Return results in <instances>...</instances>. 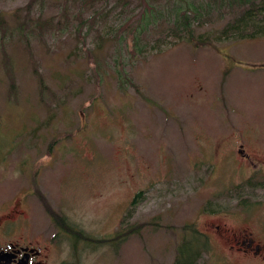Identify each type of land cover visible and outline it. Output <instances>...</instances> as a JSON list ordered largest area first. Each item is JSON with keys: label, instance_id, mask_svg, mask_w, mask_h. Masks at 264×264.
<instances>
[{"label": "rangeland", "instance_id": "374dc122", "mask_svg": "<svg viewBox=\"0 0 264 264\" xmlns=\"http://www.w3.org/2000/svg\"><path fill=\"white\" fill-rule=\"evenodd\" d=\"M29 1L0 0L1 242L38 249L40 264H172L191 224L210 243L197 264H264V187H253L264 181V36L193 47L152 30L143 42L161 36L160 48L117 57L131 40L110 39L116 0H33L32 18L66 6L68 20L25 37ZM78 10L101 14L79 24ZM119 62L134 83L125 92ZM246 237L257 253L238 248Z\"/></svg>", "mask_w": 264, "mask_h": 264}, {"label": "trees", "instance_id": "16d2710c", "mask_svg": "<svg viewBox=\"0 0 264 264\" xmlns=\"http://www.w3.org/2000/svg\"><path fill=\"white\" fill-rule=\"evenodd\" d=\"M32 1L30 0L26 6L24 19L18 21L19 29L24 28L25 37L28 33H33L36 26L39 27L38 29H43V26H51L54 19H56L57 26L60 25L63 16L67 22L66 6H63L60 12L56 14L57 18L50 17L43 21L39 17L32 18L30 16ZM116 1L120 5L118 12H121L123 17L115 28H110L111 31L113 30L110 39H120V34L125 31L128 36L126 38L131 40V42H116L115 55L117 57H122L126 53L128 57L133 59L145 58L149 49L160 48L161 42L158 41L161 39L162 32L186 41L184 43H188L193 47L212 45L216 40L235 41L264 36V0H136L137 3H134V0H124L123 3H121L122 0ZM130 4L134 5L130 6ZM80 9L82 10V8ZM81 10H78L75 14L79 24L90 21L92 23L101 14V11H93L90 16L84 19L80 16ZM213 17H216L215 20L220 19V21H223L218 29L213 33L208 31L197 32V28L201 27L203 22L213 21ZM5 24L4 20H0L1 27H5ZM150 24L152 27L148 29ZM152 30L159 32L161 36L155 39L156 42H143L149 39L148 33ZM165 43L172 44L175 42ZM26 44L28 45V42ZM102 44L103 42H96L94 48H100ZM87 52L91 57H94L91 49H87ZM119 63L120 67L118 71H115L116 82L118 88L125 92L126 88L134 85V83L125 71L123 63ZM96 67L93 66L92 70L96 80L99 81L100 75L96 72ZM33 70L37 75L38 86L42 92L45 87L43 76L37 72L36 68ZM41 97L43 96L41 95ZM43 102L44 99L42 98ZM253 187H264V181L254 184ZM141 196L142 191L135 193L130 205L134 206ZM52 215L57 224L65 229L67 233H71L74 237L84 235V240L97 241L96 238L88 237L82 230L67 221L65 217L55 213ZM137 227L127 228L123 232L124 236H127L133 230H137ZM119 233L120 231L115 236L120 237L122 232ZM209 249L210 243L204 232L199 231L191 224L184 225L182 236L177 242L172 264H197L201 255Z\"/></svg>", "mask_w": 264, "mask_h": 264}, {"label": "flooded vegetation", "instance_id": "af4514ba", "mask_svg": "<svg viewBox=\"0 0 264 264\" xmlns=\"http://www.w3.org/2000/svg\"><path fill=\"white\" fill-rule=\"evenodd\" d=\"M8 221L7 218L0 220V229L3 227L2 222ZM4 228V227H3ZM0 232H5V229ZM5 234V233H4ZM0 240V264H40V260L34 259L39 257L40 251L28 245H23L19 242L3 241ZM238 246L241 250L254 249V253L259 251V246L252 245V239L246 237L241 239ZM32 250V251H30Z\"/></svg>", "mask_w": 264, "mask_h": 264}, {"label": "water", "instance_id": "95a60500", "mask_svg": "<svg viewBox=\"0 0 264 264\" xmlns=\"http://www.w3.org/2000/svg\"><path fill=\"white\" fill-rule=\"evenodd\" d=\"M30 251H32V250H30Z\"/></svg>", "mask_w": 264, "mask_h": 264}]
</instances>
